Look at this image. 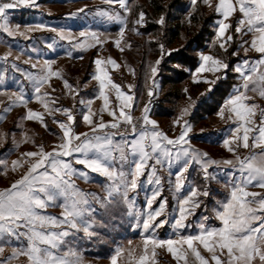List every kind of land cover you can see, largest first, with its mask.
I'll return each mask as SVG.
<instances>
[{
	"label": "snow or ice",
	"instance_id": "snow-or-ice-1",
	"mask_svg": "<svg viewBox=\"0 0 264 264\" xmlns=\"http://www.w3.org/2000/svg\"><path fill=\"white\" fill-rule=\"evenodd\" d=\"M106 2L118 3L124 12L129 14L132 12L128 0H106ZM195 3L196 0H193V4ZM203 3L213 7V10L222 17L217 23L219 41L217 47L227 52V46H230L234 39L229 33L233 24L228 21L239 12L241 15L237 18L234 32L241 36L251 33L250 43L248 40H242L241 46L248 45V48H244L245 53L251 49L260 54L259 59L251 64L248 60H244L242 64H237L232 69L240 74L243 83L225 100L218 113L221 118L226 119H232L234 114L241 122L240 126L233 130V138L223 140L228 152L233 154V159L217 160L208 152L191 146L188 139L191 125L185 119L189 115L190 107L195 103L191 97L188 106L181 108L179 115L173 121L175 126L181 128L176 136L170 137L160 129L155 119L150 118L154 96L152 89L147 92L149 100L143 106L141 116L134 117L131 109L136 99L135 93L129 94L122 90L119 83L112 80L108 68L110 65L118 68L119 64L111 57L106 60L96 58L94 61L96 73L92 79L98 82L99 95L96 98L102 99L103 106L97 112H93L91 107L93 101H87V112L83 115V120L90 126L89 132L75 131V116L72 108L56 106L57 102L51 98V93L41 92L52 77L63 79V70H54L52 67L55 61L46 60L38 72H26L25 75L33 84L35 99L62 130L61 142L50 150H46L43 143L38 144V150L22 153L20 158L11 162L13 170L18 167L23 168L25 165L27 168L10 187L0 189V264H11L12 260L21 255L27 256L30 264H82V257L74 242L78 239L99 238L100 233L97 229L105 226L106 218L111 219L119 215L121 204L127 205L128 215L135 221L134 226L149 233L143 241V250L136 264H151L156 248L165 246L180 264H189V257H194V264H264V193L248 190L250 185L264 189V110L260 111V123L255 126L254 118L258 106L248 102L252 99L248 95L249 92H258L260 97H264V0H218L215 5L213 0H203ZM37 7H39L37 0H0V30L10 37L18 34L30 38L28 33L48 28L49 26L43 22L26 25L23 31L19 23L14 27L11 25L9 10ZM83 11L84 9L81 8L69 15L76 16ZM97 15L104 21L120 23L118 38L114 41L116 48L124 51L125 46H131L130 41L125 40V30L128 28L127 17L106 9L98 10ZM145 17L146 13L139 11L131 31L139 35V28L135 25L145 24L147 22ZM156 23L163 29L167 24L165 15H160ZM50 31L56 32L62 40L73 39L70 28H50ZM79 36L84 39L78 40L72 45L73 48L103 45L106 39V37L102 38L104 33L92 30H81ZM154 39L160 49V56L150 67L148 77L150 79L156 77L164 57L171 56L173 51L166 48L165 43L158 37ZM89 40L94 43H89ZM55 43L56 40L53 38V42L48 44V47L52 48ZM238 54V51L232 53V55ZM10 55L11 52H8L0 59L6 60ZM19 58V56L15 57L16 60ZM199 58L200 63L195 69L194 79L197 83L203 82L207 85L206 92L211 91L217 81L227 79L230 65L221 55L200 52ZM31 66L38 67L36 63ZM12 67L20 71L17 64L13 63ZM205 72L212 73L211 77L201 76ZM2 82L0 79V83ZM64 85L69 92L72 91L73 86L67 79H64ZM134 87L135 85H128L129 89ZM156 87L158 85L153 81V88ZM112 90L116 93L118 109L110 107ZM22 92L23 89L9 97L12 104L19 102L25 106L27 115L23 118L39 121L47 128L45 112L28 108V101ZM45 97H49V100L46 101ZM80 103L84 104L85 101L81 100ZM9 110L10 108L5 109V111ZM106 110L113 117L112 121L103 119V112ZM56 113H62L65 119H57ZM121 120L125 125L131 126L132 139L129 140L122 132L104 131L109 128L119 129ZM241 131L242 136L239 135ZM251 131H258L252 147L260 151L241 156L238 150L240 147L249 148ZM117 134L121 137L118 141L114 140ZM8 136L9 133H0V140H6ZM27 140L25 133V141ZM32 143L35 144V140H32ZM74 153L79 154L74 160L64 159V157H72ZM149 161L153 163L150 166L151 175L147 182L155 184L156 188L147 200L146 210H137L135 198L130 197L129 193L141 187L140 177L149 167ZM74 163L83 165L91 172L99 173L111 181L107 186V196L96 198L100 205L99 209L93 207L89 201V196L93 194H85L76 185L73 177L87 180L89 176L88 172H82L74 167ZM0 164L7 168L8 162L0 160ZM157 165L169 169L168 182L172 185L178 202V217L174 219L172 225L178 234L176 239L155 237V229L168 222L166 218L157 219L164 213L167 198L162 200L156 209L152 208L162 189L161 178L156 175ZM221 165H231L234 171L226 173L225 186L231 184L230 193L224 200L216 201L214 211L216 218L221 222L220 226L206 224L209 217L202 216L196 234H182L181 230L190 226L185 223L188 217L193 215L195 209L200 208L202 204L207 209L205 201L211 202L214 197L217 190L211 187V183L221 182L222 178L217 172ZM174 166L177 170L173 173L171 170ZM126 167L127 171H125ZM190 168L193 172L198 171L201 180L199 184L193 183L186 194H182L188 178L186 174L189 173ZM172 176L175 177L174 181L171 179ZM57 201L63 209L59 217L45 214L44 210L56 205ZM97 217L100 219L98 220ZM80 233L83 235L79 236ZM13 243L15 246L11 254L5 256V248ZM202 250H206L208 255L202 254ZM124 251L123 246L117 247L115 254L111 256V264H118V258Z\"/></svg>",
	"mask_w": 264,
	"mask_h": 264
},
{
	"label": "crops",
	"instance_id": "crops-1",
	"mask_svg": "<svg viewBox=\"0 0 264 264\" xmlns=\"http://www.w3.org/2000/svg\"><path fill=\"white\" fill-rule=\"evenodd\" d=\"M49 1L51 3L57 2L56 0ZM198 1H201L208 10L213 11L216 15V18L212 23L213 32L215 35L212 43L218 45L219 41L217 40V23L222 17L213 10V7L205 5L203 3V0H196V2ZM191 2H193V0H191ZM217 2L218 0H213L214 5ZM19 10L21 11V9ZM32 10L33 8H24L22 10V13L25 14L21 13L20 16H18V14H15L16 9L9 10V20L11 25L14 27L17 23H19L21 25V28H24L26 25H35L36 23L43 22L44 24L49 26L48 28L34 31L32 35H28V37L30 38H25L18 34L15 37H10L5 32L0 30V48L2 49L0 57H4L6 53L11 52V55L8 56L6 60L0 59V79H2L3 81L2 83H0V132L9 133V136L6 140H0V146L6 144V148L0 154V160H6L8 162L7 168H5L4 165L0 164V189L10 187L11 183H13L16 179H19L23 172L26 170L27 165H25L23 168L18 167L16 170H13L12 168L11 162L20 158L22 153L30 150H38L37 145L41 143L44 144L46 150H50L53 146L61 142L62 130L59 128V125L54 122L53 117L45 112L43 106L39 103V101L35 99L36 93L33 84L30 80L27 79L25 75L26 72H38L40 68L44 66V62L46 60L55 61L52 67L54 70H63V79L59 77H52L49 84L45 85V87L41 89V92L47 91L51 93V98L55 99L57 102L56 106L72 108L73 114L75 116V131L86 133L89 132L90 126L83 120V115L87 112V101H93L91 105L93 112H97L103 106L102 99L96 98L99 95L98 82L92 79L93 75L96 73V65L94 61L96 58L106 60L107 58L111 57L115 59L119 64L118 68L111 65L108 68L112 80L115 83H119L122 90L127 91L129 94L135 93L136 99L134 101L131 112H133L134 110L135 113L141 116L142 108L149 100L147 92L149 89H152L154 92V96L152 97L150 118L155 119L158 122L160 129L168 133L170 137L179 134L181 128L173 124V121L175 119L169 117L157 118L153 115L154 103L160 91L159 80L157 79V77L151 78L148 84L151 88H149L148 86L146 87V85H144L143 83H133L130 76L134 75L135 70L131 63L127 62V65L124 64V61L128 60L127 57L129 55L127 52H125V50L118 53V51L115 50L116 48H114L116 47L115 43L110 42L109 39H105L103 45L96 44L95 46L88 48H73L72 45H74L78 40L82 41L84 39L83 37L79 36V32L81 30L77 28L78 26L75 22L76 20H49L45 17L38 18L36 20L30 16L31 12H34ZM240 15L241 14L239 12L235 13L231 18H229L228 21L233 24V28L229 29V33L233 35L234 39L231 42L230 46H227V50L234 43L236 45V51H238L239 53L238 55H234L239 58L235 66L237 64H242L244 60H248L251 64L253 61L259 59L260 57V54L255 50L250 49L247 53H245L244 48H248L247 44L241 46L242 40H248L250 43L252 37L251 33L246 36H241L240 34L234 32L237 18ZM102 27L106 28L107 25H103ZM50 28H70L73 32V39H71V41L62 40L59 38L56 32L50 31ZM128 31L129 30L127 28L125 30V33H128ZM99 32L104 33V35L108 34V32L104 30H101ZM53 38H55L56 43L52 48H49L48 44L53 42ZM89 43L94 42L89 40ZM33 49H35V51H33ZM110 49H112L113 51ZM69 52L71 53V55H69ZM200 52L211 54L210 52H206L204 50H201ZM17 56H19V59H22V61L16 60L15 57ZM91 57L92 62L88 69V72H85L87 73L85 78H83L79 82L76 79L77 73L75 72L76 70H73V67L75 66V64L81 63L82 61L90 59ZM25 61L28 62L25 63ZM13 63L19 66L20 71H17L12 67ZM33 63H36L38 67L32 68L31 65ZM69 67L71 69H69ZM232 73L236 75L237 84L233 86L227 98L230 95L234 94L236 87L243 83L242 77L239 73H236L235 71H232ZM211 75L212 73L208 72L201 74V76L204 77H211ZM194 76L195 71L193 73L191 81L194 84H204L205 89L202 90L196 97H191V99L195 101V103L190 107L189 115L185 117V119L188 120L191 125V131L189 132L188 136L190 144L195 149L208 152L209 155L214 159H233V154L228 152L227 148L223 144V140L232 139L234 135L233 130L236 127L240 126L241 122L234 116V114L232 119L221 118L218 114L219 111L211 117L204 116L201 121H198L199 117L197 115V111L202 104L201 100H203L204 97L208 98L214 91L216 85L212 88L211 91L206 92L207 85L203 82L197 83L194 79ZM64 79H67L69 83L72 84L73 89L71 92H69V90L65 87ZM153 81L156 82L158 87L153 88ZM217 83H219V81H217ZM130 84L135 85V87L129 89L128 85ZM21 89H23L22 94L28 101V108L45 112V122L48 125L47 128H45L39 121L23 118L27 115V109L25 106H23L19 102H17L15 105L12 104V100H10L9 97L12 96L13 93L20 92ZM145 94L147 96L144 98L143 96ZM248 95L252 97V99L248 102L255 103L258 106L256 109V116L254 118V125L258 126L260 123V111L264 110V97H260L258 92H249ZM115 97V91H110V107L118 109L119 104L116 101ZM189 97L190 96H187L185 99L186 106H188L189 104ZM45 100H49V97H45ZM81 100L85 101V103H80ZM51 106L52 105L50 104V107ZM7 108H10V110L5 111V109ZM56 118L59 120H64L65 116L62 113H56ZM103 119L105 121H112L113 117L109 115V112L106 110L103 112ZM121 123H123L122 120ZM104 131L114 132V129L109 128L105 129ZM25 133H28L27 141H25ZM242 134L243 133L241 131L239 135L242 136ZM257 135L258 131H251L249 133L250 146L247 149L240 147L238 150L239 155L248 156L253 152L260 151V149L252 147L254 137ZM127 138L130 140L133 137L127 136ZM120 139V135L117 134L114 136V140L118 141ZM32 140H35V144L32 143ZM76 156H79V154L74 153L72 157H64V159L74 160V157ZM129 159L131 160V157H129ZM148 163L149 167L145 169L143 175L140 177L141 187H139L134 192L129 193L130 197L135 198L134 203L137 210H146L147 200L151 197L152 191L156 188L155 184H150L147 182L148 177L151 175L150 166L153 161H149ZM74 167L80 169L82 172H88L89 178L87 180L80 179L78 177H73V179L75 180L76 185L85 194H93L92 196H89V201L93 207L99 209L100 205L97 203L96 198L107 196V186L111 183V181H109L108 178L99 173L91 172V170L87 169L83 165L74 163ZM156 167V175L161 178L162 189L160 195L152 204V208L156 209L162 202V200L167 198V205L164 213L157 219L159 220L166 218L168 222L163 226L155 229V237L158 239H176L178 238V234L172 227V225L174 223V219L178 217V202L175 198V193L172 190V185L168 182L169 169L166 166L162 167L160 165H157ZM176 170L177 169L174 166L171 171L174 173ZM125 171H127V167L125 168ZM232 171H234V169L231 165H221L217 169L218 175L222 179L220 183H217L216 181H213L211 183V187L217 190L214 197L212 198L211 202L205 201V203L207 204V209H205L204 205L202 204L200 208L195 209L193 215L188 217L185 223L190 226L181 230L182 234H196L199 231V222L202 216L209 217V219L205 222L206 224L220 226L221 222L216 218L214 209L216 207V201L224 200L230 193L231 184L229 183L226 187L225 183L227 180L226 173ZM186 175L188 178L185 182V187L182 194H186L189 187L193 183L199 184L201 180V176L198 174V171L193 172L192 168L189 169V173ZM236 175H239L238 171L236 172ZM171 179L174 181L175 177L172 176ZM248 190L264 193V189L251 185L248 187ZM59 203L60 202L57 201L56 205L50 206L46 210H44L45 214L56 215L57 217H59L60 213L63 211V209L59 206ZM97 219L99 220L100 217H97ZM134 224L135 221L128 215L127 205L121 204L119 215H115L111 219L106 218L105 226L97 229L100 233L99 238H94L92 240L78 239L74 242L82 257V264H96L94 261L111 260V256L115 254V249L119 246H123L125 242H129L139 236H144L143 238H141V240H144L149 233L144 232L142 228H136ZM78 235L82 236L83 233H80ZM14 246V243L8 245L5 248L4 255H10ZM62 251H66V249H62ZM158 251V248H156V256H158ZM202 254L208 255L206 250H202ZM167 257L169 258V264H180V262L176 260L173 254L168 251ZM154 263H156L155 260ZM11 264H30V261L27 256L21 255L18 258L12 260ZM156 264L160 263L157 262ZM189 264H194V257H189Z\"/></svg>",
	"mask_w": 264,
	"mask_h": 264
},
{
	"label": "trees",
	"instance_id": "trees-1",
	"mask_svg": "<svg viewBox=\"0 0 264 264\" xmlns=\"http://www.w3.org/2000/svg\"><path fill=\"white\" fill-rule=\"evenodd\" d=\"M137 1L133 0L131 5ZM146 4L147 6L144 5L140 11L143 10L148 19L145 26L139 29L140 34L137 35L138 39H145L146 49L142 58V66L145 67H143L142 75H145L146 84L150 80L148 78L150 67L160 56L157 41L153 39L158 37L165 43L166 48L173 50L171 56L164 57L159 66L160 71L156 75L160 83V91L154 103L153 115L157 118L176 119L180 109L186 105V97H196L205 89L204 84H194L191 81L198 67L201 50L223 56L230 65L227 79L216 84L210 96L203 98L197 111L198 121H201L204 116L215 115L233 86L237 84L236 75L232 73V69L239 60L238 57L232 55L236 51V45L233 43L227 52H224L212 43L215 36L212 23L216 15L201 1H198L195 6L191 5L190 0H147ZM162 14L167 20L163 29L156 23ZM133 21V18L128 19V29L132 27ZM91 62L92 57L89 59L90 65Z\"/></svg>",
	"mask_w": 264,
	"mask_h": 264
},
{
	"label": "rangeland",
	"instance_id": "rangeland-1",
	"mask_svg": "<svg viewBox=\"0 0 264 264\" xmlns=\"http://www.w3.org/2000/svg\"><path fill=\"white\" fill-rule=\"evenodd\" d=\"M57 2H53L51 3L49 0H37V4L40 5L37 8H33L32 11H34L33 13L31 12L30 16L33 17L34 19H38V18H47V19H52V20H62V19H72V20H76L75 22L77 23V28L80 30H92V31H107L108 34L104 35V37L106 39H109L110 42L115 41L116 38H118V34H119V28H120V23L118 21H104L102 20L101 17H99L97 15V11L100 9H106L110 12L113 13H120L122 16L127 17V19L133 18L134 20L137 18V15L139 13V11L144 7V5L147 6L146 2L147 0H138L135 4L131 5V2L133 0H128V4L132 9L131 14L124 12V10L120 7V5L118 3H113V4H108L106 2V0H56ZM191 2V0H190ZM198 2H196L195 4H193V2H191V5L195 6ZM42 4V5H41ZM86 6V7H85ZM83 8L84 11L78 13L76 16H70V13H76L78 9ZM24 9V8H23ZM21 9V11L18 9H16V15L18 14V16L21 15V13L23 12ZM31 9V8H29ZM27 11V10H24ZM143 11V10H142ZM25 14V13H22ZM30 17V18H31ZM145 19L147 20V15L145 17ZM103 25H107V27L103 28ZM145 26V24L143 25H135V27H138L139 29ZM134 27V24H132V27L130 29H128V33H125V40L126 41H130L131 46L124 47L125 52H127L129 55L127 57L128 60L124 61V64L127 65L128 63H131L135 73L134 75H131V81L133 83H144L146 85V87L148 86L149 88H151L148 84L149 82H147V84L145 83V75H142V72L144 71L145 66H142L143 64V53L145 48V39H138L137 38V34L133 31H131V29ZM21 30L23 31L24 28H21ZM34 32V31H33ZM33 32L28 33V35H32ZM38 33V31H37ZM155 40V39H153ZM137 42V43H136ZM122 46H123V42H122ZM114 47V46H113ZM116 48V47H114ZM113 48V50H114ZM140 48V49H138ZM143 48V49H142ZM112 50V49H110ZM112 50V51H113ZM115 50L118 51V53H120V50L118 48H116ZM0 53H2V49L0 48ZM133 54V55H132ZM125 59V58H124ZM19 61H22V59ZM63 66V64H62ZM90 67V63H89V59H86L84 61H82L81 63H77L75 64V66L73 67V70H76L75 72L77 73V80L80 82L83 78H85L86 74L85 72H88V69ZM147 67V65H146ZM68 69V68H67ZM69 69H71L69 67ZM151 80V79H150ZM149 80V81H150ZM146 90V89H145ZM147 95L145 94L143 97L145 98ZM201 99V98H200ZM202 101V100H201ZM186 106V105H185ZM132 114L134 115V117H140L137 113L132 112ZM120 125H125L124 123H121ZM129 126V125H128ZM1 133V132H0ZM28 134V133H27ZM6 148V144L0 146V152L2 150H4ZM142 237H137L129 242H125V244L123 245L125 251L124 253L121 254V256L118 258V264H136V261L138 259L139 254L142 253L143 250V241L141 240ZM131 250H135L134 252H132ZM158 256H154V258L152 259V264H156L157 262L160 264H169V258L167 257V251H166V247H158ZM154 260L156 261V263H154ZM96 264H111V260H98V261H94ZM162 262V263H161ZM85 264V263H84Z\"/></svg>",
	"mask_w": 264,
	"mask_h": 264
},
{
	"label": "built area",
	"instance_id": "built-area-1",
	"mask_svg": "<svg viewBox=\"0 0 264 264\" xmlns=\"http://www.w3.org/2000/svg\"><path fill=\"white\" fill-rule=\"evenodd\" d=\"M115 133L122 132L127 136H131V126L128 125H120L119 129H114Z\"/></svg>",
	"mask_w": 264,
	"mask_h": 264
}]
</instances>
